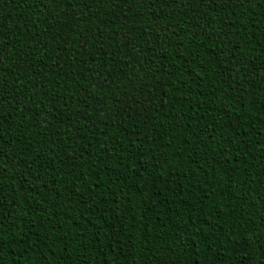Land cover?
<instances>
[{"label":"trees","instance_id":"16d2710c","mask_svg":"<svg viewBox=\"0 0 264 264\" xmlns=\"http://www.w3.org/2000/svg\"><path fill=\"white\" fill-rule=\"evenodd\" d=\"M0 264H264V0H0Z\"/></svg>","mask_w":264,"mask_h":264}]
</instances>
